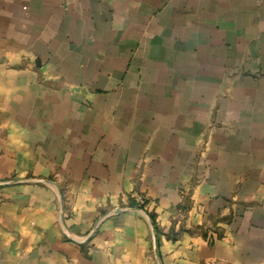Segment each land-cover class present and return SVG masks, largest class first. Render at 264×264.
I'll use <instances>...</instances> for the list:
<instances>
[{
    "label": "crops",
    "instance_id": "0c3cea01",
    "mask_svg": "<svg viewBox=\"0 0 264 264\" xmlns=\"http://www.w3.org/2000/svg\"><path fill=\"white\" fill-rule=\"evenodd\" d=\"M0 264H264V0H0Z\"/></svg>",
    "mask_w": 264,
    "mask_h": 264
},
{
    "label": "water",
    "instance_id": "95a60500",
    "mask_svg": "<svg viewBox=\"0 0 264 264\" xmlns=\"http://www.w3.org/2000/svg\"><path fill=\"white\" fill-rule=\"evenodd\" d=\"M46 181H47V180H46ZM47 182L54 183V182H51V181H47Z\"/></svg>",
    "mask_w": 264,
    "mask_h": 264
}]
</instances>
